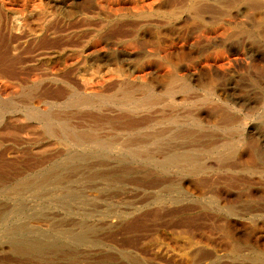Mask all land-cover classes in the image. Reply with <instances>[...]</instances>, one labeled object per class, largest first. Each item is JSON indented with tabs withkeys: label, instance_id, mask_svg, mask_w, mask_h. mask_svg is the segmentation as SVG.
<instances>
[{
	"label": "rangeland",
	"instance_id": "obj_1",
	"mask_svg": "<svg viewBox=\"0 0 264 264\" xmlns=\"http://www.w3.org/2000/svg\"><path fill=\"white\" fill-rule=\"evenodd\" d=\"M96 2L0 0V264H264V51L147 55Z\"/></svg>",
	"mask_w": 264,
	"mask_h": 264
},
{
	"label": "bare ground",
	"instance_id": "obj_2",
	"mask_svg": "<svg viewBox=\"0 0 264 264\" xmlns=\"http://www.w3.org/2000/svg\"><path fill=\"white\" fill-rule=\"evenodd\" d=\"M90 6L99 11L105 23L113 25L119 36L128 39L135 46L144 44L145 47L141 50L147 55L165 53L171 55L170 60L174 61L194 55L229 54L232 58H228L227 66L218 67L219 74H227L233 66L241 65L245 60L243 56L264 51V0H97ZM80 9L84 11V7ZM2 10L8 12L0 4V12ZM45 33L46 30L42 27L40 36ZM174 54L179 57H173ZM142 67L152 68L151 63ZM195 69L211 71V65H205L201 60ZM142 81L146 84L150 79L143 78ZM168 85L170 94L175 93V85L184 91L192 89L191 84L178 76L171 77ZM146 87L143 99L146 97L147 103H141L142 107L152 103V90L149 86ZM123 92V98L114 102L129 107L133 112L136 98L130 89H124ZM208 95L221 99L215 82L210 84ZM110 98L107 95L101 96L100 103L111 101ZM82 105L88 106L89 102H83ZM45 120L48 125H59L65 139L78 145L90 143L97 150L113 146L93 134L75 137L73 128L64 121L59 123L50 117ZM240 151L241 156L246 159L248 170L255 171L251 169L255 153L247 148ZM180 160L185 163L190 161L187 156ZM186 188L189 189L188 186ZM193 191L197 193L200 188H194ZM192 240H196L194 235ZM233 249L237 251L236 246Z\"/></svg>",
	"mask_w": 264,
	"mask_h": 264
}]
</instances>
